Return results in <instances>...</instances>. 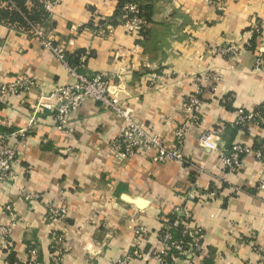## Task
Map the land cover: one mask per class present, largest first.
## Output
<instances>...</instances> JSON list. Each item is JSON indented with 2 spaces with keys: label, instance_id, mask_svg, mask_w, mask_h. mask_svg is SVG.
Returning <instances> with one entry per match:
<instances>
[{
  "label": "crops",
  "instance_id": "obj_1",
  "mask_svg": "<svg viewBox=\"0 0 264 264\" xmlns=\"http://www.w3.org/2000/svg\"><path fill=\"white\" fill-rule=\"evenodd\" d=\"M45 1L0 0V81L25 74L40 87L27 96L0 99L1 131L26 127L29 105L39 93L47 96L54 86L74 81L42 39L60 47L70 67L112 76L111 98L168 147L173 146V125L163 119L183 120L181 102L193 91L187 77L203 76L200 123L186 136L182 154L187 163L156 162L154 151L118 161L109 141L125 123L100 103L86 100L70 115L69 136L56 128L50 110L42 111L24 157L14 165L15 180L0 186V225L11 221L4 211L7 204L18 217L12 247L0 250V264L25 259L32 243L38 260L53 264V232L66 239L62 264H116L131 249L133 224L147 229L141 250L159 249L155 233L177 206L187 208L192 225L204 231L195 264H264V127L244 131L228 125L237 110L264 102V0H222L223 11L205 0H145L148 26L139 35L116 25L113 0H48L55 2L49 11ZM255 20L261 36L252 39L251 49L231 59L212 53L224 43L243 46ZM35 28L40 35L33 33ZM260 51L263 65L256 69ZM211 72L220 77L215 90L206 78ZM219 122L226 124L217 141L222 148L257 145L262 158L244 155L237 172H224L221 152L198 142L203 131ZM27 193L43 197L27 200ZM48 201L67 207L65 223L45 221ZM130 264L159 263L147 257Z\"/></svg>",
  "mask_w": 264,
  "mask_h": 264
},
{
  "label": "built area",
  "instance_id": "obj_2",
  "mask_svg": "<svg viewBox=\"0 0 264 264\" xmlns=\"http://www.w3.org/2000/svg\"><path fill=\"white\" fill-rule=\"evenodd\" d=\"M113 1L118 2V0ZM205 1L213 4L218 11H223L225 8L222 0ZM54 4L55 2L45 1V9L49 11ZM116 21L125 33L134 35L143 33L148 26V19L137 0L125 1L120 7V14ZM32 30L33 33L40 35L38 29ZM250 33L251 39L245 42L243 46L237 43H224L213 47L212 53L231 59L242 49H251L252 39L261 36L259 21L255 20L251 24ZM41 43L44 47L51 49L63 61L74 81L71 84L54 86L47 96L39 93L34 103L29 105L31 115L26 127L11 132L0 130V186L15 180L14 165L24 157L38 114L45 109L50 110L56 128L62 135L69 136L73 133L70 126V115L89 99L100 103L125 123L122 131L109 141L112 154L118 161H125L141 152L154 151L153 159L156 162L171 160L183 164L187 163V159L182 154V149L191 127L200 123L198 109L202 103L201 84L204 79L203 76L187 77L193 91L181 102L183 120L175 122L171 117L163 119V122L173 125V146L168 147L165 139L154 133L150 127L139 122L128 107L111 98L109 89L113 81L112 76L103 73H88L77 70L76 67H70L64 60L63 50L60 47L53 45L49 39H42ZM262 65L263 55L260 51L255 55V68L261 69ZM206 78L211 81V89L215 90L220 79L219 75L211 72L207 74ZM156 85V81H150L151 87ZM39 88L33 77L25 74L19 75L12 81H0V99L9 95L27 96ZM225 125V123L219 122L212 129L203 131L198 137L201 147L221 152L220 158L224 172H237L242 167L244 155L252 153L256 160L262 158L263 150L260 146L254 147V145L235 143L230 148H222L217 141L219 140V133ZM228 125L230 128L238 127L245 131L264 127V102L251 110H237L234 119ZM25 172L30 173L31 169L25 168ZM24 197L27 200H36L43 195L41 193H27ZM45 209L44 219L46 222H66L68 211L65 205L48 201ZM4 211L7 212L11 221L7 225H0V250L7 252L12 247L11 235L18 217L11 204L5 205ZM170 214L174 216L172 221L166 219L155 233L159 249L148 252L141 250L140 244L144 241L147 229L139 223L133 224L131 249L126 255L119 258L116 264H130L134 259L145 260L147 257H153L159 264H173L178 259H185L189 264H195L202 250L201 243L204 238V231L201 227L192 225V214L187 208L177 206ZM65 243L66 239L63 233L53 232L51 234L49 250L53 264L63 263L66 255ZM7 264L42 263L38 260L36 245L32 243L26 249L25 259H14Z\"/></svg>",
  "mask_w": 264,
  "mask_h": 264
},
{
  "label": "trees",
  "instance_id": "obj_3",
  "mask_svg": "<svg viewBox=\"0 0 264 264\" xmlns=\"http://www.w3.org/2000/svg\"><path fill=\"white\" fill-rule=\"evenodd\" d=\"M125 1H131V0H118V2H117V12H116V16H115V23H116V25H117V18H118V16H119V14H120V7L122 6V4L125 2ZM137 2L138 3H140V5H141V8H142V10H143V12H144V15L146 16V18H147V9H146V6H145V0H137ZM148 19V18H147ZM145 31V30H144ZM143 31V32H144ZM232 129H240V128H238V127H236V128H232ZM241 130H243V129H241ZM245 131V130H244ZM254 147H257V145H254ZM230 148V147H229ZM173 215H171V214H169V216L167 217V219H168V221H172V219H173ZM11 259V258H10ZM11 262V261H10Z\"/></svg>",
  "mask_w": 264,
  "mask_h": 264
}]
</instances>
